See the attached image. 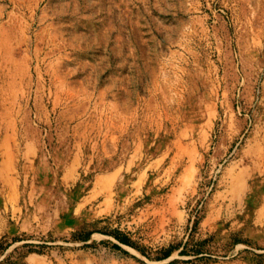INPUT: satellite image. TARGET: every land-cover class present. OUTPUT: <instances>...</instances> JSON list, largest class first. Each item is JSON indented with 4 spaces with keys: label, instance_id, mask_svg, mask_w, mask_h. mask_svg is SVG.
Wrapping results in <instances>:
<instances>
[{
    "label": "rangeland",
    "instance_id": "rangeland-1",
    "mask_svg": "<svg viewBox=\"0 0 264 264\" xmlns=\"http://www.w3.org/2000/svg\"><path fill=\"white\" fill-rule=\"evenodd\" d=\"M0 264H264V0H0Z\"/></svg>",
    "mask_w": 264,
    "mask_h": 264
},
{
    "label": "trees",
    "instance_id": "trees-1",
    "mask_svg": "<svg viewBox=\"0 0 264 264\" xmlns=\"http://www.w3.org/2000/svg\"><path fill=\"white\" fill-rule=\"evenodd\" d=\"M92 233H93L92 231L86 232L85 235L83 237H81V239L88 241L91 238ZM110 234H112L115 238H117L119 240V242H121L123 244L129 245V246H133V247H136V248H139L138 245L136 244V242L132 239V237H130L128 234H126L124 232H121L120 230L112 231ZM104 242H106V241H104ZM113 246L115 248H118V249L123 250V248L121 247V245H119L118 243H113ZM172 251L173 250L170 249L166 253H164V255H162V257H157V258H159V259L160 258H166V257H168V256L171 255ZM182 252L183 251H181V253Z\"/></svg>",
    "mask_w": 264,
    "mask_h": 264
}]
</instances>
